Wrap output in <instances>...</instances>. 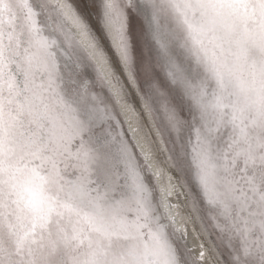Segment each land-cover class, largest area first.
Listing matches in <instances>:
<instances>
[{
    "label": "snow or ice",
    "instance_id": "obj_1",
    "mask_svg": "<svg viewBox=\"0 0 264 264\" xmlns=\"http://www.w3.org/2000/svg\"><path fill=\"white\" fill-rule=\"evenodd\" d=\"M0 264H264V0H0Z\"/></svg>",
    "mask_w": 264,
    "mask_h": 264
},
{
    "label": "bare ground",
    "instance_id": "obj_2",
    "mask_svg": "<svg viewBox=\"0 0 264 264\" xmlns=\"http://www.w3.org/2000/svg\"><path fill=\"white\" fill-rule=\"evenodd\" d=\"M71 27V25H70ZM73 31L77 34V38H79V32L77 29L73 28ZM102 70H104V66L101 65ZM121 114L123 115L124 123H126V127L130 132V139H134L137 143L138 148L137 151H143L145 155L149 158V163L152 165V171L156 173L158 183L159 194L162 196L163 209H167L169 215H177L178 224L180 221V216L182 215L184 218L188 219V243L189 247L195 248L199 251L198 245L203 243V239L200 236L199 232L195 228L193 222L189 220L186 216L185 209H183L182 202L177 196V192L179 193L180 185H176V182L173 177L168 175V170L165 171L163 166L157 162L151 142L148 140V136L141 126L140 115L138 114V110L134 105H131L128 101L126 105L121 106ZM147 114V113H146ZM149 117V115L147 114ZM150 119V117H149ZM151 121V119H150ZM152 123V121H151ZM125 127V126H124ZM169 155V154H168ZM169 192L172 194L169 195ZM180 195V194H179ZM181 203V205L179 204ZM171 205H178L179 207H171ZM181 206V207H180Z\"/></svg>",
    "mask_w": 264,
    "mask_h": 264
},
{
    "label": "rangeland",
    "instance_id": "obj_3",
    "mask_svg": "<svg viewBox=\"0 0 264 264\" xmlns=\"http://www.w3.org/2000/svg\"><path fill=\"white\" fill-rule=\"evenodd\" d=\"M128 102L131 105H134L137 108V110H138V114L140 115L141 126L145 130V132H146V134L148 136V140L151 142V145H152V148H153V151H154V154H155V157H156L157 162L160 163L163 166V168H164L165 171L168 170V172H169L168 175H170L171 177L174 178L175 181H177L176 182V185H178V186L180 185V187H178L180 189L179 190V194H180L179 195V198H180V200L182 202L183 209H185L186 216L189 218V220L192 221V219L189 216V213L192 210H191L190 201L186 197V191L187 190H186L185 187H182L181 186L180 178H178L177 177V174L172 170V168L170 166V163L171 162H170V160L168 158L169 157L168 153L166 152V150H163L160 147V145L158 143V139H157V137L155 135V129L153 128L152 123H151L149 117L147 116V114L145 112H143L141 110V105H140V99H139V97L134 92H132V94L130 95V97L128 99ZM121 119H122V121L124 123L125 121L123 119V115L122 114H121ZM124 126L127 129L126 123H124ZM129 134H130V132H129ZM179 204L181 205V203H179ZM161 210L164 211L163 208ZM194 226H195V228L197 229V231L200 234V228H199L198 224H194ZM201 237H202L203 242H204V239L205 238L203 236H201Z\"/></svg>",
    "mask_w": 264,
    "mask_h": 264
}]
</instances>
